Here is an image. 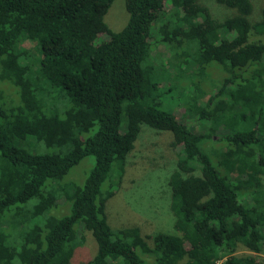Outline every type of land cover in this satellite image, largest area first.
I'll use <instances>...</instances> for the list:
<instances>
[{"label": "trees", "instance_id": "1", "mask_svg": "<svg viewBox=\"0 0 264 264\" xmlns=\"http://www.w3.org/2000/svg\"><path fill=\"white\" fill-rule=\"evenodd\" d=\"M216 1L227 11L125 0L115 31L104 19L114 0H0V82L14 94L9 105L0 89V264H70L85 231L98 247L79 264H264V41L252 38L264 35V0ZM154 44L172 50L175 73ZM176 91L193 130L163 108ZM142 125L173 134V233L109 224ZM28 136L60 151L17 145ZM89 156L84 184L64 185ZM60 200L70 212L49 214Z\"/></svg>", "mask_w": 264, "mask_h": 264}, {"label": "rangeland", "instance_id": "2", "mask_svg": "<svg viewBox=\"0 0 264 264\" xmlns=\"http://www.w3.org/2000/svg\"><path fill=\"white\" fill-rule=\"evenodd\" d=\"M200 1L206 5L213 14L221 15L227 11V9L216 0ZM262 1L263 0L254 1L256 9L259 8ZM128 16L125 0H114L104 19L111 29L118 31L125 26L128 21ZM252 38L264 41V35H254ZM157 40H159V37H157ZM153 55L159 56L168 66L171 65V62L175 63L176 61L172 50L162 45L156 46L154 44ZM173 66L174 65L169 68L172 73H175V67ZM1 88L4 90L7 103L9 105L13 104L12 98L14 94L9 84L0 82V89ZM193 92H195V94L199 93L197 90ZM162 100H164V103L167 105H164L163 108L171 112L173 111L176 118L183 122H192L188 125L193 130L192 127H194V122H196L194 120L196 116L192 113H186L185 108L180 106L183 103L181 93H177L176 91L172 96H170V93H164L162 95ZM169 105L172 107L169 108ZM198 125L197 129L205 131L206 127L201 123ZM95 130L96 127L91 133ZM220 133L221 130H218L214 136L215 140L219 139ZM172 141V132H159L147 125H142V131L136 141L135 148L128 156L122 184L117 189L115 195L108 200L106 205L108 220L111 227L114 229L138 227L142 235L151 236L158 231H165L168 233L174 232L175 215L170 206L171 189L168 179L176 165L178 153L177 150L173 148ZM17 145L33 153L52 154L60 151L58 148L46 146L43 142L37 141L31 136L19 140ZM220 145L221 142L214 143L209 141L207 147H219ZM94 162L95 158L93 156L84 158L70 169L61 182L64 185L70 182L83 185L86 177L94 166ZM111 178L112 176L103 185L102 191H105L109 184L116 186L117 182L112 183L113 180ZM262 180L264 183V177ZM52 186L53 182L49 181L47 187ZM248 200L252 201V198L248 197ZM59 203V207L52 208L49 214L62 216L70 212L69 205L66 206L61 200ZM84 234L86 237L85 241L75 249L70 264H79L91 259L97 251L98 246L93 235L89 231H85ZM148 241L153 245L151 239ZM138 253L147 261V255L143 254L140 249H138ZM237 254L247 255L250 254V251L240 246ZM256 256L260 261L264 260V255L259 254Z\"/></svg>", "mask_w": 264, "mask_h": 264}, {"label": "built area", "instance_id": "3", "mask_svg": "<svg viewBox=\"0 0 264 264\" xmlns=\"http://www.w3.org/2000/svg\"><path fill=\"white\" fill-rule=\"evenodd\" d=\"M219 264H221V262Z\"/></svg>", "mask_w": 264, "mask_h": 264}]
</instances>
